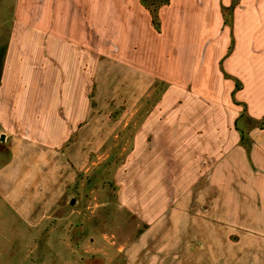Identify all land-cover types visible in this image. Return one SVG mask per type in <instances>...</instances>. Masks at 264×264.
Listing matches in <instances>:
<instances>
[{"label": "crops", "instance_id": "1", "mask_svg": "<svg viewBox=\"0 0 264 264\" xmlns=\"http://www.w3.org/2000/svg\"><path fill=\"white\" fill-rule=\"evenodd\" d=\"M109 1L119 3L111 32L118 41L116 64L141 82L152 78L169 86L136 130L130 168L117 176L120 206L145 227L126 253L127 264H264V127L250 128L264 120V0H171L160 9L162 35L141 0H19L0 84V143L7 155L0 165V242L7 243L0 264H122L123 246L112 256L116 242L106 243V234L94 249L84 244L93 239L85 228L92 217L77 213L87 207L79 193L93 147L85 66L92 63L93 35L100 49L110 32ZM236 1L230 26L221 7ZM140 12L143 26L133 18ZM150 32L162 43L172 34L167 39L176 42L180 62L175 53L173 60L159 59L155 46H147ZM144 40L137 53L135 45ZM167 61L171 76L163 68ZM172 87L182 94L192 87L216 105L221 99L228 104L227 122L217 114L208 129L210 185H196L201 172L178 163L181 149L171 153L175 144L183 147L178 127L185 124L197 135L202 125L189 117L193 106L177 112L163 105ZM234 100L246 106L247 116ZM171 113L176 117L169 123ZM129 114L138 110L127 108L123 119ZM152 118L156 128H150ZM224 128L229 134L221 139ZM142 142L149 146L143 153Z\"/></svg>", "mask_w": 264, "mask_h": 264}, {"label": "rangeland", "instance_id": "2", "mask_svg": "<svg viewBox=\"0 0 264 264\" xmlns=\"http://www.w3.org/2000/svg\"><path fill=\"white\" fill-rule=\"evenodd\" d=\"M18 3L19 0H0V84H2L1 79L4 73L5 63L7 61L8 49L11 43V34L14 24L16 23L15 15ZM124 4L126 7V3ZM108 5V27L110 32H108L106 39L101 41V43H104V47L100 49L99 36L93 35V48L91 55L92 63L91 65L86 64L85 66V72L87 75L85 89L89 93L88 95L86 92L89 99H91L92 106L93 147L90 163L91 167L87 176L82 181L84 186L80 188H83V190L79 193L80 202H86L87 207L85 211H83V208L81 210L77 209V213L80 212L81 218L86 216L92 217V226L85 228L87 229V232H91V237L93 239L91 241L86 240L84 244L89 248L94 249L96 245L98 246L99 244V237L101 234H106V243H109V241L116 242V245L114 244V248H110L111 255L114 256L116 254L115 247L123 246L124 252L122 251V259L119 258L118 260H120L122 264H127L128 257H126V253L132 246L133 242L137 239V236L142 234V230L145 227L142 225V222L135 213L120 206L118 198L119 192L121 191V183L117 179V176L121 169H125L135 152L136 139L134 140V136L136 130L142 126L144 122L143 118L146 114L160 104L162 94L169 88V86L165 82H151L152 78H148L150 82L146 80L141 82L135 74H132L130 70L127 71L126 69L122 71L121 67L116 64L117 57L115 54L118 52V41L114 36L115 33L113 34L111 32L114 31L113 25L117 18L115 13L119 9V3L109 1ZM232 6L233 4L229 7L224 6L226 8L224 14L230 21L233 19L229 16L228 8L230 9ZM133 18L137 22L139 21L140 25L143 26L145 15L142 12L135 15ZM133 18L130 17V19ZM123 19L129 18L128 16H124ZM156 32L155 36H153L152 32H150V34L155 37V40L153 41L152 36L150 35L147 46H155L156 56H158L159 59H161L162 56H167L173 60L174 56L172 55L175 53L176 58L174 60H178L180 62V51L177 50V48H174L176 46V42L171 41L170 38L167 39V35L171 37L172 34L166 33V37H164L165 35L163 36L164 43H162L160 42L162 36H157L158 33L159 35H162V23L161 32ZM127 40L128 43L132 42V39L130 38ZM139 42L141 43V39ZM150 42H152V44ZM144 43H146L145 40L142 44L138 43L139 46L135 45L138 51H136L137 53H140L139 48H142L141 45ZM163 44L165 48H167L166 45H168V48L170 47L171 50L168 48L160 49V47H158ZM129 53L130 50L128 54ZM136 57L141 58V61H138V63L143 62L141 55H137ZM201 61L202 58L199 57V62ZM170 67L171 64L167 61V64L163 68H166L167 74L171 76ZM143 68L148 69L151 67L145 64L143 65ZM136 94H139L140 97L144 96L140 101H138L139 98H137ZM171 94L172 97L163 105L168 106L177 112L185 109L186 106H193L192 112L194 114L189 117H193L197 123L202 122V125L197 127V135L193 133L192 130L187 128L185 124H183L181 128L178 127L179 130L177 129L176 131L180 134H178L179 137H177V139H179V143L183 144V147L181 148V146L177 143L173 146L172 151H170L172 154L176 151L179 154L181 149V154H179L181 161L178 163L180 164L182 162L181 164L188 170H197L201 172V176L196 185H210L212 165L211 151L213 146L211 144V131L208 129L210 128L212 118L216 120L217 114L221 124L227 122L228 104L221 99L216 105V101L214 99L201 97V95L195 94L192 87H189L187 94H182L179 89L172 87ZM212 106H214V112H212ZM216 106L219 107L218 111L215 109ZM127 108L130 110L132 108H136L138 110V114H135L134 116L129 114L125 116V119H123V112ZM196 109H198L197 113ZM195 113L197 117H194ZM245 116H247V114ZM175 117L176 113L168 114L167 118L170 120L169 123L174 122ZM119 121L120 123L122 122V128L116 127L114 130V127L118 126ZM126 121H128V124L125 126ZM157 121V119L152 118L150 128H156ZM256 123L252 122L250 124V128L264 127V120H262L261 123L259 122L260 124ZM170 131L171 133L173 132L172 136L174 137V128ZM228 134L229 131L227 129H220L221 139L226 138ZM180 135L183 136L181 139ZM175 136L177 135L175 134ZM150 140L151 137H149V141ZM1 145L2 144L0 143V165L7 158L6 152ZM148 147L149 146L146 145V143L142 142L143 151L141 153L146 152ZM176 165L177 164L173 162V166ZM128 168H130V166H128L127 169ZM127 169L125 170L127 171ZM209 202L210 200L206 198L205 203ZM65 207L66 212L72 209L68 204ZM0 210L2 209L0 208ZM83 230L84 225L82 224L79 226L80 234L83 233ZM86 231L85 233L87 234ZM112 236H114V238ZM6 244L7 243L4 241L0 242V252L5 253ZM10 245L11 243L7 245V250ZM4 259H6V257H0V262Z\"/></svg>", "mask_w": 264, "mask_h": 264}, {"label": "trees", "instance_id": "3", "mask_svg": "<svg viewBox=\"0 0 264 264\" xmlns=\"http://www.w3.org/2000/svg\"><path fill=\"white\" fill-rule=\"evenodd\" d=\"M170 3H171V0H141V4L149 11L151 15V24L157 32H161V20H160V15H159L160 9L164 6L170 5ZM236 4H237V1L233 3V6L230 9L228 8L229 16L231 17H232L233 10ZM221 9L224 14L226 11V8L224 7V5H222ZM224 17H225L226 24H229L230 26H232L233 25L232 20L231 21L228 20L225 14H224ZM231 50H232V46L230 47V51ZM224 74H225V77H229L228 74L226 73ZM234 101L237 105H242L244 107V111L242 114V117H244L246 115V106L242 103H239L236 100ZM241 136H242V140L247 142V139L243 133H241Z\"/></svg>", "mask_w": 264, "mask_h": 264}, {"label": "water", "instance_id": "4", "mask_svg": "<svg viewBox=\"0 0 264 264\" xmlns=\"http://www.w3.org/2000/svg\"><path fill=\"white\" fill-rule=\"evenodd\" d=\"M2 139H4V135L2 136Z\"/></svg>", "mask_w": 264, "mask_h": 264}]
</instances>
